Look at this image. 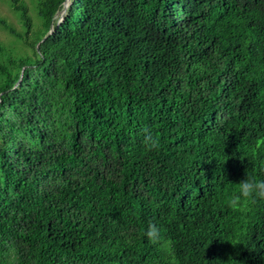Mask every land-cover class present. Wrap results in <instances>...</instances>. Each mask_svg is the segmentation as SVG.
Returning a JSON list of instances; mask_svg holds the SVG:
<instances>
[{"label": "trees", "instance_id": "16d2710c", "mask_svg": "<svg viewBox=\"0 0 264 264\" xmlns=\"http://www.w3.org/2000/svg\"><path fill=\"white\" fill-rule=\"evenodd\" d=\"M7 1L0 264H169L153 223L174 264H264V201L226 206L264 180V0Z\"/></svg>", "mask_w": 264, "mask_h": 264}, {"label": "clouds", "instance_id": "9594fccd", "mask_svg": "<svg viewBox=\"0 0 264 264\" xmlns=\"http://www.w3.org/2000/svg\"><path fill=\"white\" fill-rule=\"evenodd\" d=\"M144 144L146 149L153 150L159 147V142L152 132L145 129ZM264 148V138H259L255 142L254 152ZM258 201H264V180H257L248 176L238 183L226 200V206L233 212L246 214L252 205ZM144 235L154 245H159L162 253L166 255L169 264H174V249L171 241H165L161 235V229L156 224H149ZM126 242L132 243L131 236H126ZM8 264H18V257L15 255L14 248L9 249Z\"/></svg>", "mask_w": 264, "mask_h": 264}, {"label": "rangeland", "instance_id": "374dc122", "mask_svg": "<svg viewBox=\"0 0 264 264\" xmlns=\"http://www.w3.org/2000/svg\"><path fill=\"white\" fill-rule=\"evenodd\" d=\"M27 7V14L30 16L32 24L34 26L39 24V17L36 11V5L38 0H23ZM70 0H65L67 3ZM0 18L6 20L15 30L22 32L23 26L20 20L19 15L11 8L7 0H0ZM59 19V18H58ZM0 43H2L7 49L22 53L29 52V49L26 48L22 43H20L7 29H4L0 26Z\"/></svg>", "mask_w": 264, "mask_h": 264}, {"label": "bare ground", "instance_id": "6f19581e", "mask_svg": "<svg viewBox=\"0 0 264 264\" xmlns=\"http://www.w3.org/2000/svg\"><path fill=\"white\" fill-rule=\"evenodd\" d=\"M65 14V8L62 7L60 10H58V13L55 15V18H59V21L63 18Z\"/></svg>", "mask_w": 264, "mask_h": 264}, {"label": "water", "instance_id": "95a60500", "mask_svg": "<svg viewBox=\"0 0 264 264\" xmlns=\"http://www.w3.org/2000/svg\"><path fill=\"white\" fill-rule=\"evenodd\" d=\"M69 4H70V1H68L67 3H65V0H64V2H63V6H62V7L65 8V14H66V12H67V8H68ZM57 13H58V12H56V14H57ZM62 19H63V18H62Z\"/></svg>", "mask_w": 264, "mask_h": 264}]
</instances>
